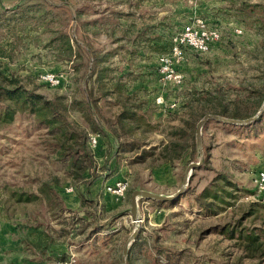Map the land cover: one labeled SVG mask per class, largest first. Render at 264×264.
I'll list each match as a JSON object with an SVG mask.
<instances>
[{"label":"rangeland","instance_id":"374dc122","mask_svg":"<svg viewBox=\"0 0 264 264\" xmlns=\"http://www.w3.org/2000/svg\"><path fill=\"white\" fill-rule=\"evenodd\" d=\"M21 2L0 9V264H122L137 225L126 264H264V113L209 120L202 154L197 139L205 116L248 120L264 103V0ZM196 19L221 42L186 50L182 82L164 80L162 57ZM21 51L45 67H21ZM60 71L63 86L42 81ZM11 78L51 109L2 97ZM201 161L178 200L140 198L134 222L135 191L171 197Z\"/></svg>","mask_w":264,"mask_h":264},{"label":"built area","instance_id":"2783aa9c","mask_svg":"<svg viewBox=\"0 0 264 264\" xmlns=\"http://www.w3.org/2000/svg\"><path fill=\"white\" fill-rule=\"evenodd\" d=\"M242 34V29H236ZM222 40V33L218 28L210 26L205 19H196L185 25L181 32L174 38L173 54L165 55L161 59L160 72L164 80L174 83L182 82V75L174 67V60L184 59L185 51L189 50L196 54H207L212 51L215 45ZM42 81L50 87H60L69 81V74L65 71L57 73L48 72L42 75ZM100 135L89 136V144L93 149L100 146ZM254 184L260 193H264V168L257 172ZM127 183L119 182L114 187H108V192L113 195L122 196L126 192ZM71 191V190H69ZM75 262L72 259L69 264Z\"/></svg>","mask_w":264,"mask_h":264},{"label":"water","instance_id":"95a60500","mask_svg":"<svg viewBox=\"0 0 264 264\" xmlns=\"http://www.w3.org/2000/svg\"><path fill=\"white\" fill-rule=\"evenodd\" d=\"M263 113H264V103H263L260 111L258 112V114L255 117L248 119V120L227 119V118H223V117L216 116V115L205 116L203 118V120L199 123L198 128H197V139H198V145L200 147L201 154H202V138H201L202 129H203L204 125L209 120H217V121H220L223 123H228V124H233V125H246V124H250V123L258 121L261 118V116L263 115ZM201 165H202V161L199 164H194V165H191L189 167L184 186L181 188V190L177 194H175L171 197L158 195V194H154V193L146 192V191H135L133 193V196H132V217L134 219V222L136 224H138L137 208H138V200L140 198H146L149 200H156V201H162V202H169V201L178 200L185 193V187H186V184L188 183V181L190 180L192 170L199 168ZM138 230H139V226L137 225L134 236L126 244V247H125V250L123 253V257H122V264H126V257H127L130 245H131L132 241L137 238Z\"/></svg>","mask_w":264,"mask_h":264},{"label":"trees","instance_id":"16d2710c","mask_svg":"<svg viewBox=\"0 0 264 264\" xmlns=\"http://www.w3.org/2000/svg\"><path fill=\"white\" fill-rule=\"evenodd\" d=\"M0 7H2V0H0ZM2 20H3V14L0 12V23ZM8 84L10 88L3 89L1 93V96L4 97L6 100L16 103L21 102L24 107H28V108H37L39 105H43L44 109H46L48 106H50L51 109V105L45 101L44 96L37 95L36 93L29 91L23 85H21V83L17 79H13V78L9 79ZM232 118L238 119L239 116L236 115L235 117ZM12 119H13V115L10 117V120ZM54 120L55 121H48V123L50 124L56 122V119Z\"/></svg>","mask_w":264,"mask_h":264},{"label":"crops","instance_id":"0c3cea01","mask_svg":"<svg viewBox=\"0 0 264 264\" xmlns=\"http://www.w3.org/2000/svg\"><path fill=\"white\" fill-rule=\"evenodd\" d=\"M20 4H23V2L20 3V0H2V7H4L5 9H9L11 6H16V5L20 6ZM0 9H1V7H0ZM0 12L3 14V10H0ZM18 16H20L19 12L16 13L15 17L18 18ZM20 54H22V55H19V57H20L19 58V65L21 64V67H31V66L32 67H43L44 66V65H40V63H38V60L35 57H33L34 59L31 56L28 57L26 52L22 53V51H21ZM6 56H7V53L0 54V62L8 60V58ZM39 57L41 59H43V61H44V54L39 56ZM46 57H48V55ZM57 57H55L54 60L60 61V57H58V58ZM43 61H41V62H43ZM49 61H50V57H49ZM61 61H62V59H61ZM49 64H52V62L50 61ZM0 232H2V233H0V242L1 243H5V241L11 240L12 236H11V231L9 229H7V230L3 229ZM13 234H15V233L13 232ZM0 260L3 261V260H5V258L2 257V258H0Z\"/></svg>","mask_w":264,"mask_h":264}]
</instances>
